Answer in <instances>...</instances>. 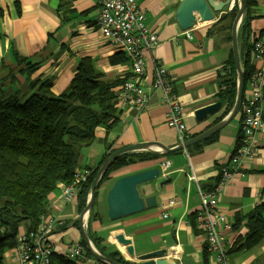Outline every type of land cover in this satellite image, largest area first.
I'll list each match as a JSON object with an SVG mask.
<instances>
[{"label":"crops","instance_id":"obj_1","mask_svg":"<svg viewBox=\"0 0 264 264\" xmlns=\"http://www.w3.org/2000/svg\"><path fill=\"white\" fill-rule=\"evenodd\" d=\"M135 2L145 14V24L158 37L157 45L145 58L147 79L152 80L155 62L159 61L167 69L174 92L183 107L184 137L191 139L214 125L226 108L223 103L216 114L201 121L195 119L197 109L219 101V72L232 53L231 27L234 18H230L229 13L233 8L230 4L223 12L215 14L212 22H197L191 29L182 31L175 20L181 0ZM16 5L20 8V15H17ZM0 9L3 11L0 58L5 64L0 73L2 77L7 76L9 70H16L14 52L41 62L31 79H51V92L55 96L68 88L81 58L91 59L96 70L107 79L125 78L131 70L129 58L105 40L97 29L99 0H0ZM250 15L253 18L250 22L251 36L264 32V0H255ZM15 78L14 87L18 84V87L26 88L25 78L18 74ZM166 110L159 92L152 94L148 105L139 113L131 109L121 110L118 126L108 133L103 128H97L91 144L79 149L78 167L95 170L109 153L134 144L158 142L169 149L177 147L182 142L177 132L166 125ZM240 124L241 113L238 112L217 132V139L212 143H201L203 140L189 149L138 162L110 174L96 195L94 210L101 214L102 220L88 222V215L84 224L87 235L97 238L108 255L117 251L130 264H141L136 259L140 255L163 248L171 249L169 259L202 264L200 255L206 238L195 221L200 203L198 186L202 190H210L216 185L221 167L233 153ZM256 140L258 154L244 161L242 174L234 176L219 197L218 210L225 214L231 226V230L225 233L228 264H264V237L248 250L240 249L238 245V241H242L247 234L246 216L264 204V132L257 133ZM147 151L151 150L128 153L138 155ZM165 160L169 163L167 176L143 184L138 189L143 199L153 196L156 206L115 221L109 220L105 216V196L114 181L153 168L161 172ZM191 175L196 182L190 180ZM166 179L170 182L159 185ZM61 186L59 184L50 194L46 214L61 221L50 236L52 257H65L68 247L81 243V211L77 200L70 203L63 201ZM191 221L195 222L200 234L193 232ZM237 222L239 224L235 228ZM25 226L21 225L18 232L28 231ZM117 235L131 240L135 258L125 253L115 240ZM2 264H20L12 248L4 252ZM80 264L99 263L85 258Z\"/></svg>","mask_w":264,"mask_h":264},{"label":"trees","instance_id":"obj_2","mask_svg":"<svg viewBox=\"0 0 264 264\" xmlns=\"http://www.w3.org/2000/svg\"><path fill=\"white\" fill-rule=\"evenodd\" d=\"M244 1L246 14L239 25L237 41L241 69L246 82L253 71L249 60L250 22L253 19L250 8L254 6L255 0ZM237 11L236 2L229 17L233 19ZM16 12L20 15L18 5ZM2 16L3 11L0 9V20ZM13 55L16 70H9L8 75L4 77L0 75V264L4 252L14 247L18 228L23 224L28 231L36 228L42 217L48 213L50 194L59 184L71 183L75 171L80 169L79 149L91 144L95 130L103 128L108 133L118 126L121 111L115 107V91L125 79H107L96 70L91 59L81 58L68 88L55 96L51 92V79H31L32 74L39 69L40 61L21 57L16 52ZM4 68L5 64L0 58V73ZM16 74L25 78L26 88L18 87V84L13 86ZM236 80L237 74L231 53L219 72L217 99L224 103L226 108L218 120L233 107ZM217 134L201 143L214 142ZM184 140H189V136L184 137ZM239 142L240 133L233 152L238 148ZM168 155L153 151L138 155L122 154L112 162L97 190L110 174L123 167ZM96 172L97 169L91 170V175L78 191L76 200L79 211L86 205ZM95 203L96 199L88 222L102 220L101 214L94 210ZM238 224L239 222L235 228ZM191 225L193 232L200 234L194 221H191ZM245 225L247 234L242 241H238V245L240 249L248 250L264 237V204L257 206L246 216ZM89 238L102 255L120 264H130L117 251L108 255L100 247L97 238ZM200 256L202 264H210V253L206 244H203ZM84 257L92 259L85 246ZM51 264L80 263L56 255L52 257Z\"/></svg>","mask_w":264,"mask_h":264},{"label":"built area","instance_id":"obj_3","mask_svg":"<svg viewBox=\"0 0 264 264\" xmlns=\"http://www.w3.org/2000/svg\"><path fill=\"white\" fill-rule=\"evenodd\" d=\"M235 5L231 0V8ZM96 26L102 37L124 53L131 62V70L115 91V107L141 112L149 103L152 94L159 92L167 107L166 125L174 129L181 142L184 141L186 125L183 107L174 92L167 69L159 61L154 63L152 80L148 81L145 58L157 45L158 37L145 24V14L135 0H99ZM188 37L190 35L187 34ZM250 56L253 71L245 82L240 104L241 127L239 146L219 172L216 185L210 190L198 186L200 203L195 212L198 229L206 238L210 253V264H228L225 233L231 230L225 214L219 212L221 191L236 175L244 171V161L259 152L257 133L264 132V32L250 37ZM168 161H164L161 177L167 176ZM91 175V169H77L70 184L61 186V197L65 203L76 200L80 187ZM190 180L196 182L191 175ZM172 204V201H169ZM61 225L53 216L45 215L39 225L14 237V247L20 264H51L53 248L50 236ZM66 259L83 262L84 249L80 244L66 250Z\"/></svg>","mask_w":264,"mask_h":264},{"label":"water","instance_id":"obj_4","mask_svg":"<svg viewBox=\"0 0 264 264\" xmlns=\"http://www.w3.org/2000/svg\"><path fill=\"white\" fill-rule=\"evenodd\" d=\"M238 11L233 19L231 27V50L234 61V66L237 74L236 80V95L233 107L219 122L212 125L203 133L192 137L191 139L180 143L177 147L169 149L158 142H148L134 144L129 147L118 149L100 165L97 173L91 183L88 198L85 207L79 215V231L81 235V243L89 252L90 256L96 263L99 264H120L107 256L102 255L92 244L89 236L85 231V223L88 215L93 209L96 199V190L103 176L107 173L112 162L120 155L137 151L151 150L157 153L170 154L175 151L186 149L193 144L207 139L213 134L219 132L239 111L241 100L244 93V74L241 69V62L238 50L237 32L242 18L246 14V6L244 0H236ZM231 4L230 0H181L176 12L175 20L182 31L191 29L197 22L210 23L214 20L215 14L223 12V9ZM233 8V7H232ZM220 101L205 105L194 112L195 119L201 121L209 115H214L221 109ZM223 114V113H222ZM160 170L158 168L141 171L128 176L116 179L112 187L107 192L106 206L107 216L109 220L115 221L133 214H138L145 209H152L156 206V201L153 196L143 199L139 194V187L143 184L156 181L159 178ZM170 179H166L159 183L163 185L169 183ZM115 240L123 247L125 253L132 258H135V253L131 240L125 239L120 235L115 236ZM172 256L170 248H163L149 253L140 255L137 259L141 264H188L185 260L169 259Z\"/></svg>","mask_w":264,"mask_h":264},{"label":"rangeland","instance_id":"obj_5","mask_svg":"<svg viewBox=\"0 0 264 264\" xmlns=\"http://www.w3.org/2000/svg\"><path fill=\"white\" fill-rule=\"evenodd\" d=\"M121 111V110H120ZM112 153H114L113 151L111 152V153H109L108 154V156H110ZM106 160V159H105ZM104 160V161H105ZM100 167V166H99ZM99 167L97 168V170L99 169ZM109 169V168H108ZM92 170V169H91ZM97 173V172H96ZM104 177V176H103ZM159 177H161L160 175H159ZM106 181H103L101 184L103 185V183H105ZM112 187V186H111ZM109 190H107V192H108ZM106 196H107V193H106ZM106 196H105V202H106ZM95 207V206H94ZM106 211H107V208H106ZM105 213V212H104ZM107 215V213L105 214V216ZM205 244H206V242H205Z\"/></svg>","mask_w":264,"mask_h":264},{"label":"bare ground","instance_id":"obj_6","mask_svg":"<svg viewBox=\"0 0 264 264\" xmlns=\"http://www.w3.org/2000/svg\"><path fill=\"white\" fill-rule=\"evenodd\" d=\"M219 121H220V120L217 119V120H216V123L219 122ZM241 122H242V118H241ZM240 127H241V124H240ZM239 133H240V131H239ZM122 247H123V246H122ZM123 248H124V251H125V247H123Z\"/></svg>","mask_w":264,"mask_h":264},{"label":"flooded vegetation","instance_id":"obj_7","mask_svg":"<svg viewBox=\"0 0 264 264\" xmlns=\"http://www.w3.org/2000/svg\"><path fill=\"white\" fill-rule=\"evenodd\" d=\"M235 5H236V2H235ZM251 53V52H250ZM249 60H250V63H251V56L249 55Z\"/></svg>","mask_w":264,"mask_h":264},{"label":"clouds","instance_id":"obj_8","mask_svg":"<svg viewBox=\"0 0 264 264\" xmlns=\"http://www.w3.org/2000/svg\"><path fill=\"white\" fill-rule=\"evenodd\" d=\"M235 6V5H234ZM244 88H245V86H244ZM244 94V93H243ZM243 98V97H242ZM81 245V244H80ZM82 247H83V245H81ZM83 249H84V247H83ZM81 263V262H80Z\"/></svg>","mask_w":264,"mask_h":264}]
</instances>
